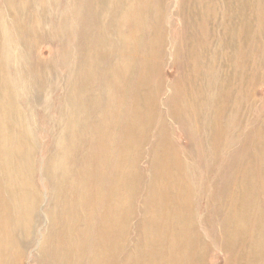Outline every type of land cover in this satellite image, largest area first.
Returning a JSON list of instances; mask_svg holds the SVG:
<instances>
[{
    "label": "bare ground",
    "instance_id": "bare-ground-1",
    "mask_svg": "<svg viewBox=\"0 0 264 264\" xmlns=\"http://www.w3.org/2000/svg\"><path fill=\"white\" fill-rule=\"evenodd\" d=\"M81 1L76 2L81 14L76 67L91 69L87 75L78 73L73 85L77 95L72 104L82 110L72 122L78 129L63 134L60 151L46 158L41 171L50 193L43 211L45 231L36 241V264H99L101 256L104 264H208L215 244L223 264H264L263 178L246 177L250 186L231 182L220 167L208 197L210 179L198 182L199 199L206 197V214L199 221L208 244L193 212L200 200L180 175L181 162L191 157L174 146L166 119L188 135L213 130L220 145L224 124L228 130L240 127L242 120L233 114L239 103L250 102L245 85L254 76L253 57L262 56L253 40L259 28L251 0H180V42L171 55L175 73L163 118L158 106L166 88L159 71L169 31L164 1ZM86 4L91 39L82 46ZM255 5L264 23V0ZM5 117L0 110V264H21L18 246L29 247L40 198L29 181L34 152L26 146L22 127L10 125V116L4 124ZM157 122L147 179L138 164ZM222 148L228 168L241 163V155L225 159ZM165 161L171 184L155 178ZM168 174L164 170L160 175ZM113 198L117 202L111 204ZM136 202L142 214L137 221ZM110 221L119 225L117 242L111 239ZM23 225L20 237L16 232ZM132 229L135 235L129 238Z\"/></svg>",
    "mask_w": 264,
    "mask_h": 264
},
{
    "label": "rangeland",
    "instance_id": "rangeland-1",
    "mask_svg": "<svg viewBox=\"0 0 264 264\" xmlns=\"http://www.w3.org/2000/svg\"><path fill=\"white\" fill-rule=\"evenodd\" d=\"M163 1L166 17H168L165 25L169 31L166 56L161 71H159L166 88L159 97L161 100L158 106L160 118L166 116L167 113L163 104L169 95V84L174 78L175 70L170 69L171 55L175 44L180 42L177 29L181 27L180 0ZM255 1H250L254 7L252 17L259 29L253 35V40L260 45L262 56L257 54L253 57L254 76L250 84L245 85V89L250 91V102L243 105L239 103L233 114L234 119L239 117L242 120L240 127L235 129L230 127L228 130V124H224L221 133H226V136L220 145L219 140H213V130H202L200 136L188 135L185 130L180 129L166 116L174 146L181 148L180 151L191 157L181 162L184 171L180 175L187 179L188 185L195 190L194 199L200 200L196 188L198 182H203L205 179H210L206 196L213 194L211 185L218 178L220 167L231 182L250 186L251 183L245 178L252 181V176L253 179L255 176L258 182H261L263 178L264 183V23L259 21L261 12L256 7ZM76 2L77 0H0V103H2L0 110L6 114L5 119L2 118L1 121L5 124L10 116V125L22 127V136L26 146L29 150L32 148L34 152L29 160L32 171L29 181L32 189L40 198L35 217L38 223L32 219L29 247L19 242V246L16 244L23 255L21 264H36L38 251L36 241L39 234H44L45 231L43 211L47 203L46 197L50 192L46 191L47 179L42 177L41 171L45 168L46 158L60 151L61 143H64L63 134L65 132L78 129L72 122L82 113L81 107L72 104L77 95L76 87L73 85L77 74L83 71V75H87L91 67L84 65L83 70H77L76 67L78 60L77 23L81 15L76 8ZM83 8L82 16L85 27H82L84 34L82 46H89L91 39L89 13L91 10L88 4ZM254 50L258 51L257 48ZM239 98L244 99V95ZM157 130L158 122L152 128L148 144L143 148V157L138 164L139 171L144 173L147 179L149 178L148 161L152 156L151 151ZM221 146L225 159L229 160L230 157L241 155V159H238L242 160L241 163L235 162L228 168L221 158ZM229 147H231L230 150L223 152ZM169 162L161 163V171L155 178L171 184ZM164 170L169 173L165 177L160 175ZM129 175H133V172ZM127 179L131 181L130 177ZM124 180L123 176L122 184ZM217 191L221 192L220 189ZM215 197L220 200L219 195ZM205 201L206 197L202 198L200 203L194 204L193 212L195 219L197 218L199 233L210 244L209 237L206 238V232H203L199 221L206 214ZM116 202V198H113L111 204ZM136 206L138 207L135 218L137 221L141 219L142 214L137 202ZM109 223V230L114 233L111 239L117 242L116 233L119 225L114 221ZM218 223L216 228L219 227ZM25 225L16 232L18 236H23ZM134 235L135 231L132 229L129 238ZM223 262L224 256L221 248L215 244V248L209 252L207 263L223 264ZM99 264H104L102 256Z\"/></svg>",
    "mask_w": 264,
    "mask_h": 264
}]
</instances>
